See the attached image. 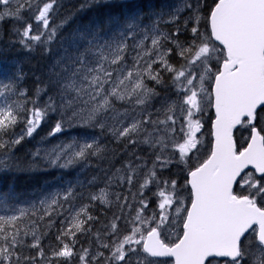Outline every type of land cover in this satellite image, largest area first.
I'll use <instances>...</instances> for the list:
<instances>
[{
  "label": "snow or ice",
  "instance_id": "snow-or-ice-1",
  "mask_svg": "<svg viewBox=\"0 0 264 264\" xmlns=\"http://www.w3.org/2000/svg\"><path fill=\"white\" fill-rule=\"evenodd\" d=\"M57 7L58 0H0V23L23 22L14 28L19 44L47 48L67 22L52 26ZM153 17L151 24L140 13L110 17L107 30L93 22L62 37L53 66L57 92L42 105V89L30 99L15 79L0 82V175L29 171L41 161L59 168L111 163L116 152L101 137L121 146L123 157L119 167L102 169L104 187L78 208L72 202L83 194L73 183L11 210L14 190L0 193L6 213L0 215V264H264V0H182ZM162 22L177 27L162 31ZM206 104L215 110L210 155L188 169L184 186L161 179L165 169L187 165L189 154L199 152L197 116ZM49 113L59 114L49 137L69 130L77 136L37 149L25 167L15 150ZM237 126L248 132L239 148ZM145 149L148 158L139 154ZM237 184L245 191L237 194ZM152 186L158 211L148 215ZM66 204L69 215L45 246L53 217L63 215ZM97 204L117 211L93 233L89 222L97 218L90 209ZM176 228L173 238L169 230ZM84 234L92 239L77 248Z\"/></svg>",
  "mask_w": 264,
  "mask_h": 264
},
{
  "label": "trees",
  "instance_id": "trees-1",
  "mask_svg": "<svg viewBox=\"0 0 264 264\" xmlns=\"http://www.w3.org/2000/svg\"><path fill=\"white\" fill-rule=\"evenodd\" d=\"M79 1L81 3H79ZM84 1L83 0H58V2H59L58 7L56 8V10L53 13L51 24H52V26H56L57 24L60 25L65 20L67 22L64 23L63 27L59 29V33H58L59 35H58L57 39H55L56 41L55 40L52 41V43L50 45H48L47 48H45V46H35L32 48L31 51H29L28 49L23 48L19 44V42L16 41V40H19V37L15 34L14 28L15 27L23 28L24 27L23 22H17L14 20H5L3 23H0V75L2 74L0 77L1 78L0 82L7 83L10 79H15L16 86L19 89L26 90L27 95H29L28 97L30 99H34V98L36 99L35 94H36L37 88L42 89L43 91H41L40 96H39V103L43 104L44 102L47 101L46 98L48 99V97L51 94H53V96H55L56 92H57V89L55 88V86L52 83V81L55 79V77H53L54 76L53 66L57 62L55 60L56 57L54 54H56L55 53L56 44L58 42L59 43L61 42L62 37L67 36V34H69V32L71 33L77 28L85 27V26H87L93 22H100L105 27V29L107 30V25L105 22L110 17L122 18V17L126 16L127 14H131L132 12L133 13L134 12H136V13L141 12L142 14H146V13H150V11H151V9L147 8L149 5L151 6V8L156 7V0H135L133 2H119V3L118 2H111V3L105 2L106 4L104 3V1L98 2L97 0H95V2H94V0L90 1L89 3H88L89 0H84ZM157 2H160V1L157 0ZM78 4H80V6ZM83 6L86 8H84ZM104 8H106V9H104ZM146 8L149 10L145 11ZM154 9L156 10V8H154ZM96 11H98V12H96ZM104 12H106V13H104ZM28 13L29 12H27V11H25L23 13L25 19L29 20V22H32L35 26V23H34L35 21L31 18L30 13L29 14ZM72 13H73V15H72ZM104 14H106V15H104ZM109 14H110V16H109ZM103 16H104V18H103ZM70 23L72 26L69 25ZM65 32H66V35H65ZM62 33H63V35H60ZM181 36H183V35H181ZM52 58H54V59H52ZM53 60L56 62H54ZM49 62H51V63H49ZM47 64H50V65H47ZM52 91H53V93H52ZM0 99H3V98L0 97ZM57 119H59L58 113H49V116L47 117V119L44 122H42L40 127L33 134V136L28 137V139L26 138L23 141V143L26 141L25 142L26 145H24L22 143L21 144L22 146L21 145L17 146V148L15 150L16 156L23 162L25 167H27L29 165V163L32 161L33 157L31 154L33 152H35L37 149H40L42 152H43L44 148L51 150V148L54 145H57V144L64 142V141H67L69 133H72V135L77 136L76 130H69L67 133H64L61 135L58 134L55 137H49L47 134L49 133V131L51 130V127L53 126V124L55 123V121ZM20 126H21V128H20ZM20 126H18L20 128V130L18 129V127H17L18 130L16 129L17 133H19L21 131V129L23 128V125H20ZM47 126H49V127H47ZM46 129H47V131H46ZM89 131H92V130H89ZM96 131H98V130H96ZM65 137H67V139H65ZM37 138L39 139L38 141H36ZM44 140H45V142H44ZM47 140H49V141H47ZM101 140L103 141L104 144H106V145L108 144L107 146L110 150H114L116 152L115 156H110L111 163L106 161L105 163H107V164L103 163L101 165H98L97 162L93 161V164L91 167H82L81 168V166L76 165V167L72 166V167H68L67 169L62 168L63 169V171H62V169L59 167H45L42 162H39L37 166L33 167L29 171H21V172L15 173V174L9 173V174L0 175V193L7 192V191H9L10 188L12 190H14V193H15V197H14L15 200L12 199V200L8 201L7 207L9 208V210H11L13 208H17V207H27L33 202L38 203L39 199L42 198L43 195L49 193L48 190H51L53 188L52 185H56V184L62 185V187L66 186L68 183H73L74 185H77L78 193H82L83 195L77 196V198L72 202V205H71L72 207L78 208L81 204L87 203L88 201H87L86 197L90 192L97 191L98 188L104 187V183L102 180L104 178V171L99 169L100 166H101V169H107L110 166L113 168L119 167L121 162H122V158H123L120 155V152L122 150L121 146L116 145L114 142L111 141L110 138L105 139V138L101 137ZM46 141L48 144L46 143ZM51 141H53V142H51ZM45 145H47V146H45ZM23 148H25V149H23ZM26 149H27V151H26ZM24 150H25V152H24ZM24 153H26V154L24 155ZM147 153H148V150L145 149L144 151L140 152L139 154L144 156L145 158H148ZM200 154H201L200 151L198 153H196L195 155L190 154V159H189L187 165H175V164L171 165L168 169H165L161 173V179H164V178L177 179L179 181L180 186H184L185 171H187L189 168L195 167V165H197L196 161L200 158ZM118 158L121 160H119ZM151 159H154V157L148 159L149 166H151ZM102 165H103V167H102ZM104 165H106L107 168ZM96 166L99 170L96 168ZM43 167H45V168L43 169ZM74 169H76V170H74ZM75 171H77V172H75ZM158 171H159V169H158ZM62 174L64 176H62ZM76 174H78V175H76ZM65 175H66V177H65ZM73 175H75V176L73 177ZM89 175H91V176L89 177ZM94 176L97 177L96 186L95 187H89L88 181L92 180V178ZM64 177H65V179H64ZM41 178H42V180L45 179L46 182H42ZM77 182H82L84 184V187H79ZM135 190L136 189L134 188L133 191H135ZM155 191H156L155 186H152V190L146 192V196L151 201L150 207H149L150 209L152 207H154L152 204L154 203V200H155V197L153 196V192H155ZM113 199H114V197H113ZM69 207L70 206L66 204L65 209H64V214L61 216H54L53 217L54 227H52L51 229L48 230L49 236L43 240V244L45 246H47L50 242L54 243V239H55V235L57 233V229H59L61 227L60 221L63 219H66L69 215ZM90 211L97 218L95 221L89 222L91 225V228H92V232L94 233L97 229H101L103 224L108 222V218L110 219L113 215V212H116L117 209L116 208L108 209V208H105V207L97 204V205L93 206L90 209ZM4 214H6L5 213V206L3 204H0V215H4ZM103 219H105V220H103ZM121 223H123V222H121ZM45 224H46V221H45ZM90 239H92V237H90L87 234L80 235L79 236L80 243L77 245V248H79L81 245L88 246Z\"/></svg>",
  "mask_w": 264,
  "mask_h": 264
},
{
  "label": "rangeland",
  "instance_id": "rangeland-1",
  "mask_svg": "<svg viewBox=\"0 0 264 264\" xmlns=\"http://www.w3.org/2000/svg\"><path fill=\"white\" fill-rule=\"evenodd\" d=\"M89 1H93V0H89ZM97 1L109 2V1H112V0H97ZM203 1H205V0H201V3H202V4H203ZM181 2H182V0H169V1H163V2H162V3H163V6H162V7H164V6H175V5H179ZM192 2L195 3L196 0H192ZM205 2H206V1H205ZM168 10H169V8H168V7H165V11H168ZM134 13H136V12H134ZM134 13H132V14H134ZM187 15H188L187 12H185V13H183V14L181 15V17H180V26L183 25L184 19H185V17H186ZM202 15H203V8H202ZM165 19L167 20L168 17L166 16ZM153 20H154V17L151 18V19L149 18L148 21H144V23H145V24H151V23L153 22ZM159 27H160V29H161L162 31H167L168 27H173V28H172V31H174L175 28H176L175 24H166V23H163V22L159 25ZM181 39L183 40V39H184V36H182ZM132 43H133L132 41H129V46H130V48H129V53L126 55V62H127L129 65H130L131 62H132V56L135 54V53L131 50V45H132ZM60 44H61V42L56 44V50H55V53H56V54H54L55 57H56V61L59 59L58 53L61 52ZM58 50H59V51H58ZM172 59H173V62L176 61V58H175V57H173ZM213 63L215 64L216 62L213 61ZM210 86H211V82L209 81L208 84H207V87H208L209 91H210ZM163 93H164V92L162 91L161 94L163 95ZM171 98H172L173 100L178 99L174 94L171 95ZM117 106H119V105L117 104ZM157 106H158V104H157ZM207 106H209V105H208V104L205 105L204 111L206 110V107H207ZM204 111H203V112H204ZM197 118L201 120V115L199 114V115L197 116ZM202 128H203V126L201 127L200 132L197 134V136H198V138H200V140L202 139V135H201ZM72 137H75V136L72 135V133H69V134H68V139H69V138L71 139ZM52 187H54V188H52L51 191L48 190L49 192L56 191L58 185H52ZM154 202H155V200H154ZM153 209H156V207L153 208ZM156 210L158 211V209H156ZM152 211H153V210H150L149 212H147V214H148V215H151V214H152ZM169 231L172 233L173 236L175 235V232H176V231H174V232H173L172 230H169ZM221 264H222V263H221Z\"/></svg>",
  "mask_w": 264,
  "mask_h": 264
},
{
  "label": "bare ground",
  "instance_id": "bare-ground-1",
  "mask_svg": "<svg viewBox=\"0 0 264 264\" xmlns=\"http://www.w3.org/2000/svg\"><path fill=\"white\" fill-rule=\"evenodd\" d=\"M84 1V0H83ZM158 1H160V0H158ZM161 1H169V0H161ZM85 2V1H84ZM87 2V1H86ZM90 1H88V3H89ZM94 2H95V0H94ZM99 2V1H98ZM102 2V1H101ZM205 2V1H204ZM59 3V2H58ZM79 3H81L80 1H79ZM93 3V2H92ZM105 3V2H104ZM119 3V2H118ZM95 4V3H94ZM106 4V3H105ZM79 6H80V4H78ZM82 5V4H81ZM77 6V5H76ZM89 6V5H88ZM133 6V5H132ZM84 7V6H83ZM84 8H86V7H84ZM90 8V7H89ZM104 9H106V8H104ZM122 9V8H121ZM87 10V9H86ZM92 10V9H91ZM97 10V9H96ZM120 10V9H119ZM104 11V10H103ZM106 11V10H105ZM74 12V11H73ZM92 12V11H91ZM96 12H98V11H96ZM77 13V12H76ZM101 13V12H100ZM104 13H106V12H104ZM123 13V12H122ZM133 13V12H132ZM131 13V14H132ZM29 14V13H28ZM118 14V13H117ZM121 14V13H120ZM72 15H73V13H72ZM89 15V14H88ZM104 15H106V14H104ZM112 15V14H111ZM127 15H130V14H127ZM109 16H110V14H109ZM115 16V15H114ZM122 16V15H121ZM77 17V16H76ZM103 18H104V16H103ZM106 18V17H105ZM31 19V18H30ZM107 19V18H106ZM95 20V19H94ZM66 21V20H65ZM96 21V20H95ZM100 21V20H99ZM84 22V21H83ZM35 23V22H34ZM73 23V22H72ZM88 23V22H87ZM104 24V23H103ZM58 25V24H57ZM69 25H71V23L69 24ZM76 25V24H75ZM72 26V25H71ZM74 26V25H73ZM81 26V25H80ZM83 26V25H82ZM66 28V27H65ZM72 28V27H71ZM106 30V29H105ZM64 31V30H63ZM66 31V30H65ZM64 33V32H63ZM63 33L62 34H60V35H63ZM68 33V32H67ZM70 33V32H69ZM59 35V34H58ZM65 35H66V32H65ZM68 35V34H67ZM65 37V36H64ZM16 41H18V40H16ZM56 41V40H55ZM60 41V40H59ZM16 43V42H15ZM55 43V42H54ZM59 43V42H58ZM2 44V43H1ZM16 45V44H15ZM3 49V48H2ZM5 50V49H4ZM59 51V50H58ZM16 53V52H15ZM53 53V52H52ZM52 59H54V58H52ZM56 60V59H55ZM54 61V60H53ZM54 62H56V61H54ZM48 63V62H47ZM49 63H51V62H49ZM56 64V63H55ZM47 65H50V64H47ZM54 65V64H53ZM48 67V66H47ZM51 72V71H50ZM50 74V73H49ZM2 75V74H1ZM1 75H0V77H1ZM6 75V74H5ZM8 75V74H7ZM53 75V74H52ZM51 76V75H50ZM5 77V76H4ZM54 77V76H53ZM0 80H1V78H0ZM8 81V80H7ZM55 90V89H54ZM56 91V90H55ZM48 93V92H47ZM52 93H53V91H52ZM162 93V92H161ZM51 94V93H50ZM49 94V95H50ZM52 96H53V94H51ZM50 95V96H51ZM162 95V94H161ZM163 95H164V93H163ZM29 96V95H28ZM47 97V96H46ZM35 99V98H34ZM42 100V99H41ZM45 100V99H44ZM43 100V101H44ZM46 100H47V98H46ZM42 104V103H41ZM118 105H119V103H118ZM49 116V115H48ZM50 120V119H49ZM48 120V121H49ZM55 121V120H54ZM52 122V121H51ZM50 124V123H49ZM53 124V123H52ZM47 127H49V126H47ZM20 128H21V126H20ZM20 128L18 127V129L20 130ZM17 129V130H18ZM42 129V128H41ZM40 131V130H39ZM46 131H47V129H46ZM41 132V131H40ZM46 135V134H45ZM48 135V134H47ZM61 135V134H60ZM58 138V137H57ZM63 138V137H62ZM27 139H28V137H27ZM30 139V138H29ZM36 139V138H35ZM49 139V138H48ZM65 139H67V137H65ZM70 139V138H69ZM68 139V140H69ZM39 139L37 138V140L36 141H38ZM42 140V139H41ZM47 141H49V140H47ZM47 141H46V143H47ZM58 141V140H57ZM26 142V141H25ZM23 143L24 145H26V143ZM44 142H45V140H44ZM51 142H53V141H51ZM103 142V141H102ZM29 143V142H28ZM36 143V142H35ZM48 144V143H47ZM50 145V144H49ZM108 145V144H107ZM22 146V145H21ZM31 146V145H30ZM36 146V145H35ZM40 146V145H39ZM42 146V145H41ZM45 146H47V145H45ZM49 147V146H48ZM32 148V147H31ZM23 149H25V148H23ZM19 150V149H18ZM17 150V151H18ZM21 150V149H20ZM48 149L47 148H44L43 149V152L44 151H47ZM22 151V150H21ZM20 151V152H21ZM26 151H27V149H26ZM24 152H25V150H24ZM32 152V151H31ZM42 152V151H41ZM16 154V153H15ZM23 154V153H22ZM26 153H24V155H25ZM29 154V153H28ZM121 158V157H120ZM26 159V158H25ZM119 159V158H118ZM123 159V158H122ZM119 160H121V159H119ZM42 162V161H41ZM43 163V165H44V162H42ZM95 163V162H94ZM104 164H107V163H104ZM77 166H79V165H77ZM105 167H106V165H104ZM48 167H53V166H48ZM76 167V166H75ZM99 167V166H98ZM102 167H103V165H102ZM45 167H43V169H44ZM82 168V167H81ZM95 168V167H94ZM96 168H97V166H96ZM107 168V167H106ZM62 169V168H61ZM63 169H65V168H63ZM63 169H62V171H63ZM67 169V168H66ZM71 169V168H70ZM79 169V168H78ZM98 169V168H97ZM100 170H102L101 169V166H100V168H99ZM98 169V170H99ZM59 170V169H58ZM74 170H76V169H74ZM67 171V170H66ZM79 171V170H78ZM75 172H77V171H75ZM76 175H78V174H76ZM62 176H64L63 174H62ZM75 175H73V177H74ZM91 175H89V177H90ZM65 177H66V175H65ZM65 177H64V179H65ZM2 178V177H1ZM77 178V177H76ZM173 178V177H172ZM68 179V178H67ZM80 179V178H79ZM41 180H42V178H41ZM76 180V179H75ZM103 180V179H102ZM19 181V180H18ZM72 181V180H71ZM42 182H46V180L45 179H43L42 180ZM70 182V181H69ZM73 182V181H72ZM57 185V184H56ZM23 186V185H22ZM49 186V185H48ZM64 186V185H63ZM19 188V187H18ZM54 188V187H53ZM63 189V187H62V185H58V187H57V190H62ZM20 190V189H19ZM49 191H51V190H49ZM25 193V192H24ZM152 193V192H151ZM22 194V193H21ZM34 196V195H33ZM28 198V197H27ZM15 200V199H14ZM79 201V200H78ZM81 202V201H80ZM19 203V202H18ZM24 203V202H23ZM24 206V205H23ZM3 209V208H2ZM101 210V209H100ZM112 211V210H111ZM110 211V212H111ZM112 214V213H111ZM103 220H105V219H103ZM108 220H109V218H108ZM106 222V221H105Z\"/></svg>",
  "mask_w": 264,
  "mask_h": 264
},
{
  "label": "water",
  "instance_id": "water-1",
  "mask_svg": "<svg viewBox=\"0 0 264 264\" xmlns=\"http://www.w3.org/2000/svg\"><path fill=\"white\" fill-rule=\"evenodd\" d=\"M212 111H213V114L215 115V110H214L213 107H212ZM211 129H212V126H211ZM212 133H213V129H212ZM213 143H214V137H213V134H212V145H213Z\"/></svg>",
  "mask_w": 264,
  "mask_h": 264
},
{
  "label": "flooded vegetation",
  "instance_id": "flooded-vegetation-1",
  "mask_svg": "<svg viewBox=\"0 0 264 264\" xmlns=\"http://www.w3.org/2000/svg\"><path fill=\"white\" fill-rule=\"evenodd\" d=\"M177 233H179V232H177Z\"/></svg>",
  "mask_w": 264,
  "mask_h": 264
}]
</instances>
